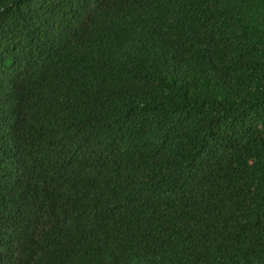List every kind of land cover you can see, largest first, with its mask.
<instances>
[{"label": "trees", "instance_id": "16d2710c", "mask_svg": "<svg viewBox=\"0 0 264 264\" xmlns=\"http://www.w3.org/2000/svg\"><path fill=\"white\" fill-rule=\"evenodd\" d=\"M0 264H264V0H0Z\"/></svg>", "mask_w": 264, "mask_h": 264}]
</instances>
